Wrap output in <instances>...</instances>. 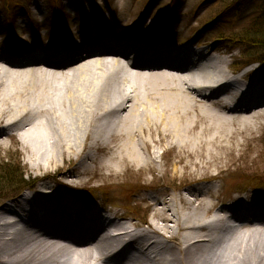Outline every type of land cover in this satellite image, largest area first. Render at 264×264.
Wrapping results in <instances>:
<instances>
[{
    "label": "bare ground",
    "instance_id": "6f19581e",
    "mask_svg": "<svg viewBox=\"0 0 264 264\" xmlns=\"http://www.w3.org/2000/svg\"><path fill=\"white\" fill-rule=\"evenodd\" d=\"M98 27L85 26L76 35L88 40L68 46L0 54V145H24L35 171L56 166L51 177L64 190L40 182L10 204L0 197V264H264V210L255 199L218 210L206 199L223 154L264 129L259 67L234 75V56L222 47L177 51L162 35L135 43ZM165 157L169 165L157 167ZM72 158V170L59 168ZM135 169L195 183L150 196L144 225L83 209L66 185Z\"/></svg>",
    "mask_w": 264,
    "mask_h": 264
},
{
    "label": "rangeland",
    "instance_id": "374dc122",
    "mask_svg": "<svg viewBox=\"0 0 264 264\" xmlns=\"http://www.w3.org/2000/svg\"><path fill=\"white\" fill-rule=\"evenodd\" d=\"M20 2L19 5L8 7L1 3L0 0V46H7L10 49L13 47L23 46V43L33 36V32L38 35H44L47 32L52 34L58 33V37L64 35L59 29L53 24L52 16L55 13L52 3H59L62 5L64 13L73 15L74 12L79 8L80 11L85 13L92 12L97 5L105 6L120 12V17L122 20L120 22L123 24H118L115 31H121L123 26L127 28V31L131 30V27L136 25L139 28L142 25L148 27V32L152 35H160V31L164 28V18L172 13L175 35H183L184 39H189L193 36L194 32L205 23L208 26L203 28L204 30L199 34L198 38L206 42L203 47L194 46L190 43L191 47L195 49H202L210 47L213 45L217 47H222L224 50H228L232 56V62L237 63L245 62V55L243 46L237 44H230L228 41L220 40L218 41V35H226L231 31L233 27H238L241 19L246 21L247 19L254 16L259 11V6L261 0H152L155 5L148 10L144 18H140V22L135 24L134 20L137 17H141L144 10H147L151 0H17ZM171 2H174L171 4ZM107 3V4H106ZM171 6L169 7V5ZM104 6V7H105ZM147 7V8H146ZM171 10H170V9ZM149 9V8H148ZM37 14L36 26L29 25L26 14L29 12ZM53 11V13H52ZM12 13V14H11ZM11 15L15 16L16 29L28 27L23 36L15 38L9 31L6 30L8 26L9 17ZM109 16L105 15L103 17L107 24H110ZM148 17H152L149 19ZM51 23L42 24L45 20ZM97 19L86 22V25H92V22H96ZM209 21V22H208ZM42 22V23H41ZM79 24H83L79 18ZM11 25V24H10ZM171 27V26H170ZM159 29V32H155L154 29ZM169 29V26L167 27ZM14 31H18V30ZM231 29V30H230ZM82 29L76 24H71L66 34V39L70 40L71 35L80 32ZM206 35L204 36L205 31ZM28 31V32H27ZM193 39V37H192ZM124 40H128L127 36ZM216 40V41H215ZM22 41V43H21ZM193 41V40H192ZM211 41V42H210ZM137 43L136 37L133 41ZM209 44V45H208ZM2 54V52H0ZM18 58L16 55H13ZM244 57V58H243ZM255 66V65H254ZM256 67V66H255ZM239 140L242 141L240 137ZM6 145H0V166L2 164L13 163L14 166L17 165V160L20 159L21 162V173L25 174L26 180L35 179L34 184L29 189H24L22 192L16 196V198L3 200L1 205L10 204L13 200L19 198L24 193H33L41 183H45L47 187H50L56 192L64 191L60 186L59 182H55L52 179L51 174L54 173L56 166L51 165L49 167V173L46 175L45 168L39 170L31 169V164L28 162L27 148L18 142L7 141ZM223 154V153H222ZM171 155V154H170ZM168 159L170 157H165L163 159L159 158L157 167L160 165L164 167V164L168 166ZM77 160L74 158L66 159L65 162H59V168L63 170H72L76 166ZM222 169H214L212 172L219 174V177L215 179L212 183L214 186V191L212 194L206 196V199L214 203L216 210L223 208L224 206H230L234 202L241 204L244 198L255 199V204L259 205L264 197V184L258 187V184L254 181H249L246 179H240L241 174H264V129L258 131L254 134V137L245 139L243 145L235 148L232 152L223 154V159L221 160ZM20 173V172H19ZM239 176L238 178L236 177ZM63 182V181H62ZM194 180L192 176H173L171 173L161 175H156L152 173H143L137 169L132 171L126 170L122 171L118 176H110L105 179L93 180L90 177H85L84 183L82 185L66 184L71 191H73L79 199H82L85 204L90 205L89 202L92 201V206L95 209H104L105 215L110 218H114V214H124L127 220H130L133 224L144 225L145 222L150 220L152 216L153 206L148 200L150 196H163L168 197L169 195H178L185 192L187 187L193 185ZM134 186H145L146 189L141 190L138 193H132L129 188L130 185ZM85 187L98 188L93 191L91 196H87L81 189ZM8 189V188H6ZM259 189V190H256ZM12 194L13 188L7 190ZM66 194V192H64ZM9 196V195H8ZM169 200V199H168ZM140 206V209L132 208V206ZM85 205H81L84 207ZM138 208V209H137ZM142 208V209H141ZM136 210V211H135ZM138 210V211H137ZM233 224V222H232Z\"/></svg>",
    "mask_w": 264,
    "mask_h": 264
},
{
    "label": "trees",
    "instance_id": "16d2710c",
    "mask_svg": "<svg viewBox=\"0 0 264 264\" xmlns=\"http://www.w3.org/2000/svg\"><path fill=\"white\" fill-rule=\"evenodd\" d=\"M237 26L231 28L232 30L230 29L231 31L226 35L220 36V40L244 46L245 55L248 59H257L264 63V0H261L259 11L254 16L244 22L241 21ZM16 162H18L16 166L9 162L0 166V197L15 194L24 187L31 185L32 179L26 180L25 174L21 173V169H19L22 166L20 159ZM244 177L264 183V175L261 173L253 176L245 174ZM11 188H13L12 194L9 191L6 192Z\"/></svg>",
    "mask_w": 264,
    "mask_h": 264
}]
</instances>
